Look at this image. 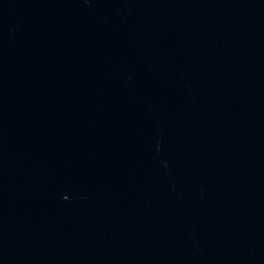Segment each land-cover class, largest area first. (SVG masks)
Here are the masks:
<instances>
[{"label": "water", "instance_id": "water-1", "mask_svg": "<svg viewBox=\"0 0 264 264\" xmlns=\"http://www.w3.org/2000/svg\"><path fill=\"white\" fill-rule=\"evenodd\" d=\"M0 264H264V0H0Z\"/></svg>", "mask_w": 264, "mask_h": 264}]
</instances>
